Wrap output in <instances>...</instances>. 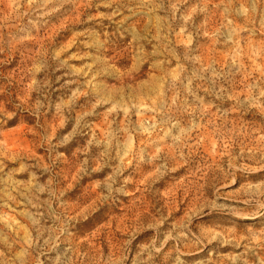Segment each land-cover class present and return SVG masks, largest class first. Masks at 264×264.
<instances>
[{
    "label": "rangeland",
    "instance_id": "1",
    "mask_svg": "<svg viewBox=\"0 0 264 264\" xmlns=\"http://www.w3.org/2000/svg\"><path fill=\"white\" fill-rule=\"evenodd\" d=\"M0 264H264V0H0Z\"/></svg>",
    "mask_w": 264,
    "mask_h": 264
}]
</instances>
